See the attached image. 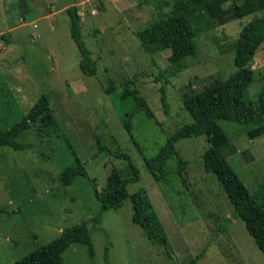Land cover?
<instances>
[{
  "label": "rangeland",
  "instance_id": "1",
  "mask_svg": "<svg viewBox=\"0 0 264 264\" xmlns=\"http://www.w3.org/2000/svg\"><path fill=\"white\" fill-rule=\"evenodd\" d=\"M180 0H0V127L20 122L42 95H46L60 131L42 136L38 127L19 141L31 147L16 151L0 147V264H15L71 227L91 218L98 209L94 184L102 189L113 169L122 177L132 171L128 154L140 170L134 194L145 189L167 232L172 249L149 241L133 223L130 199L104 213L102 224H89L93 255L86 245L74 244L64 252L63 264H187L208 245L198 264H264V254L245 223L235 219L234 206L218 178L204 169L203 155L210 148L206 136L177 143L179 157L169 163L172 187L157 182L145 159L155 157L175 131L193 122L182 96L224 81L236 71L235 47L244 26L256 15L229 19L195 38L196 53L178 64L171 52L148 53L137 32L153 25L160 11L170 12ZM208 0H204L206 2ZM202 3L193 5L201 16ZM79 7L82 35L97 74L80 69L81 54L71 38L66 9ZM231 3L225 5L232 12ZM231 8V9H230ZM254 81L249 99L257 106L264 87V44L252 64ZM164 72L168 79L169 116L161 103ZM125 88L138 92L154 114L149 118L132 101L114 104ZM133 114V130L125 129L117 109ZM229 139L224 153L250 192L264 177V136L251 140L250 125L219 120ZM106 151L98 149V139ZM72 143L86 164L89 177L80 176L64 186L61 173L74 164ZM182 160L183 163H180ZM230 219L217 237L221 225ZM109 255L107 257V245Z\"/></svg>",
  "mask_w": 264,
  "mask_h": 264
},
{
  "label": "trees",
  "instance_id": "2",
  "mask_svg": "<svg viewBox=\"0 0 264 264\" xmlns=\"http://www.w3.org/2000/svg\"><path fill=\"white\" fill-rule=\"evenodd\" d=\"M203 1L180 0L170 12L161 10L158 21L136 34L144 49L150 54L169 50L171 52L170 62L178 64L196 53L195 38L199 35L216 29L230 18L243 19L251 15L256 16L243 27L239 34L234 56L236 71L224 81L214 83L202 91L183 93L184 107L191 115L193 122L178 128L155 157L145 159V164L155 181L172 187L169 163L172 159L179 157L177 143L183 139H197L206 136L210 148L203 155L204 169L216 175L234 206V218L241 219L245 223L249 234L264 254V177L255 192L248 190L223 151L229 145V139L218 124L219 120H224L250 125L248 137L251 140L264 136V87L259 93L257 106H254L248 95V89L254 81L252 64L257 51L264 44V0ZM202 2L201 14H198L201 16H193V5ZM228 3L232 5L231 16L229 10L225 8ZM65 12L70 21L71 38L81 54L80 69L84 75L93 77L97 74V64L83 40L79 7L73 4ZM0 37L5 40L3 35ZM157 80L164 82L161 87V103L165 114L169 116L170 105L166 87L169 82L164 72ZM107 92L116 94V89L110 87ZM116 95L114 104L124 105L132 101L138 111H145L149 118H154L152 110L145 99L138 96V92L127 87L122 93ZM117 109L125 129L131 135L133 114L120 110L119 106ZM34 126L38 127L42 136H49L60 131L59 122L46 95H42L27 115L10 129L4 130L0 127V147H10L16 151L29 149L31 146L20 142L19 137ZM67 142L75 162L61 173L60 180L64 186H71L78 177H89V174L85 162L78 156L72 143L68 140ZM97 145L100 152L107 150L101 138L98 139ZM112 154L128 162L132 175L125 178L113 169L102 189H99L96 183L94 184L98 209L91 218L80 225L66 229L59 238L30 252L15 264H63L64 252L74 244L86 245L93 255L89 224H93L94 227L102 224L105 212L120 208L128 199L131 200L134 211L133 223L144 230L149 241L162 245L167 250L172 249L167 232L147 191L142 188L134 194L128 191L130 184L140 182V170L128 154L119 151H114ZM179 161L183 163L182 160ZM6 212L7 208L0 206V216ZM229 222L230 219L226 220L214 237L225 232ZM109 245H111L110 241L106 248L107 257ZM207 250L208 245L200 255L187 264H198Z\"/></svg>",
  "mask_w": 264,
  "mask_h": 264
}]
</instances>
